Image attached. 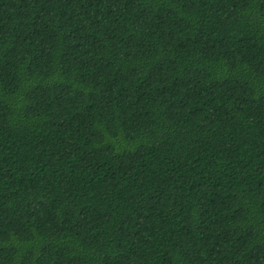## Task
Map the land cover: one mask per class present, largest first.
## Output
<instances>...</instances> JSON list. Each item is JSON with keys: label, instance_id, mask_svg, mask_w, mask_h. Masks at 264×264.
Instances as JSON below:
<instances>
[{"label": "trees", "instance_id": "1", "mask_svg": "<svg viewBox=\"0 0 264 264\" xmlns=\"http://www.w3.org/2000/svg\"><path fill=\"white\" fill-rule=\"evenodd\" d=\"M0 264H264V0H0Z\"/></svg>", "mask_w": 264, "mask_h": 264}]
</instances>
